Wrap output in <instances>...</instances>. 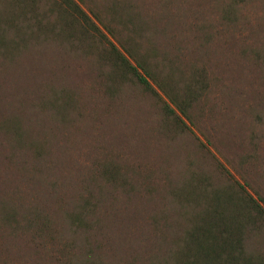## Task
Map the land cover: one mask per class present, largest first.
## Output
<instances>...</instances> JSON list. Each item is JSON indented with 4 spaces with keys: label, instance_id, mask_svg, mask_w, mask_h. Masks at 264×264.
I'll return each instance as SVG.
<instances>
[{
    "label": "rangeland",
    "instance_id": "rangeland-1",
    "mask_svg": "<svg viewBox=\"0 0 264 264\" xmlns=\"http://www.w3.org/2000/svg\"><path fill=\"white\" fill-rule=\"evenodd\" d=\"M80 5L115 37L74 19L0 63V264H172L216 190L257 201L244 249L264 261V0Z\"/></svg>",
    "mask_w": 264,
    "mask_h": 264
},
{
    "label": "trees",
    "instance_id": "trees-1",
    "mask_svg": "<svg viewBox=\"0 0 264 264\" xmlns=\"http://www.w3.org/2000/svg\"><path fill=\"white\" fill-rule=\"evenodd\" d=\"M46 4H52L49 7ZM81 0H0V63L13 61L25 51L31 41L42 43L40 35L44 33L68 34L72 37L74 19L80 23L88 24L91 32L99 31V26L115 37L97 7L89 8L88 14L81 7ZM56 7V8H55ZM133 26V24H132ZM137 42V41H136ZM110 54L122 70L131 71L144 87L152 89L149 78L156 82L158 88H163L158 78V72L153 69L145 57L134 58L131 63L128 56L132 53L130 47L120 44L123 54L117 46L108 40ZM128 55V56H127ZM8 62V63H9ZM169 102L186 116V104L177 100L176 94L169 97ZM14 119V118H13ZM7 138L12 139L20 135L22 128L18 121H4ZM228 192L216 190L208 196L206 212L198 218L192 231L187 237L189 248L177 257L175 262L170 259L166 262L172 264H254L252 256L244 249V227L251 218V210L256 213L257 201L251 197L243 198L237 204ZM250 209V211H249ZM259 210H262L261 208ZM80 217L78 222L80 223ZM264 264L263 260H256Z\"/></svg>",
    "mask_w": 264,
    "mask_h": 264
}]
</instances>
